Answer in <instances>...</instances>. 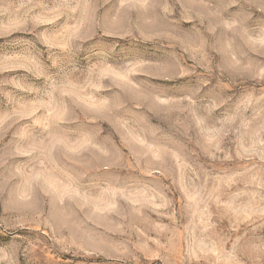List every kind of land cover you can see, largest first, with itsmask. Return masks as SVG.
<instances>
[{
  "label": "rangeland",
  "instance_id": "374dc122",
  "mask_svg": "<svg viewBox=\"0 0 264 264\" xmlns=\"http://www.w3.org/2000/svg\"><path fill=\"white\" fill-rule=\"evenodd\" d=\"M0 264H264V0H0Z\"/></svg>",
  "mask_w": 264,
  "mask_h": 264
}]
</instances>
